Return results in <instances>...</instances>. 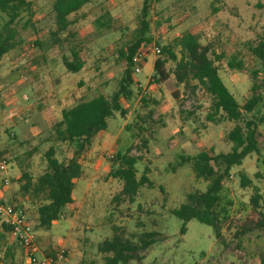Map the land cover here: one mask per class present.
Instances as JSON below:
<instances>
[{"label": "rangeland", "instance_id": "obj_1", "mask_svg": "<svg viewBox=\"0 0 264 264\" xmlns=\"http://www.w3.org/2000/svg\"><path fill=\"white\" fill-rule=\"evenodd\" d=\"M31 1L32 15L23 12L16 23L17 48L0 62V110L5 113L1 121L9 144L3 153H9L11 163L13 159L26 163L33 155L32 172L37 175L45 170V153L50 147L64 161L75 151L74 144L52 138L55 123L45 120V107L52 104L59 120L63 93L75 92L73 102L77 104L98 95L110 97L118 89L127 67L123 53L139 27L145 0H92L70 16L69 28L58 36L54 35V0ZM149 1L153 41L166 47L187 31L197 33L203 45L212 46L215 60L223 55L216 65L240 104L252 96L253 72L258 71L262 100L253 113L264 115L263 62L249 47L264 40V0ZM106 12L112 17L109 29L96 23ZM6 19L0 12V28ZM72 50H77L84 62L79 72L68 71L64 64L65 58L73 59ZM176 51L179 55V48ZM234 56L244 62L243 70L229 67ZM163 57L168 58L166 67L172 73L175 61L167 53ZM152 73L154 55L150 54L139 78L146 80ZM211 104L212 98L202 86L178 85L173 73L164 84L149 82L146 92L134 85L132 97L123 99L125 112H116L108 120L95 171L87 181L78 182L76 195L84 199L81 209H67L50 230L38 228L36 209L32 219L27 217L44 252L65 247V264H102L104 254L98 245L119 226L137 235L158 230L165 237L145 252L142 261L134 259L128 264H259L264 232L241 234L240 227L253 215L252 197L259 193L264 199V122L259 125L260 152L232 169L220 193L221 242L212 226L196 219L190 220L182 233L183 220L171 212L186 201L188 193L205 191L208 186L182 157L202 151L213 155L232 148L226 134L236 124L226 119L210 121ZM118 154L138 157L137 177L147 178L133 200L122 195L124 182L112 171L119 166L115 163L120 162ZM242 175L250 181L246 186ZM8 245V240L0 239L1 264H27L21 243Z\"/></svg>", "mask_w": 264, "mask_h": 264}, {"label": "trees", "instance_id": "obj_2", "mask_svg": "<svg viewBox=\"0 0 264 264\" xmlns=\"http://www.w3.org/2000/svg\"><path fill=\"white\" fill-rule=\"evenodd\" d=\"M90 2L92 0H54L53 13L57 27L54 35L58 36L66 31L71 24L70 16ZM259 6L263 7L262 4ZM150 8L151 2L145 0L139 27L123 53L127 67L118 89L110 97L98 95L89 100H81L74 106L64 109L62 120L55 123L52 138L57 142L74 144L73 156L67 161L61 160L56 149L50 147L45 153L47 169L43 174L33 182L29 173H23L22 180L25 183L21 187V192L29 193L33 198L41 201L38 207L37 225L39 229L50 230L54 221L64 216L66 206L74 200L73 191L76 179L83 174V167L79 161L81 154L91 145L95 136L107 130L108 120L116 112H125L123 99H130L133 95L134 58L153 41ZM0 12L8 16L0 28V58H2L19 44L16 23L23 12H29L32 15L33 2L31 0H0ZM96 23L100 28H111V14L106 12L96 20ZM249 47L252 53L263 62L264 67V40L259 44H250ZM177 48H179V55ZM162 51L176 63L172 73L178 85L183 84L190 88L192 83H196L210 94L212 98V112L208 114L210 121L218 122L226 119L236 124L226 134L227 141L232 143L230 151L213 155L202 151L193 156L182 157L183 162L192 163L196 176L207 181L208 186L205 191L196 190L188 193L186 201L171 211L183 220L182 233L187 230L186 224L196 219L212 226L218 241L221 242L223 238L222 216L217 208L220 193L229 180L232 169L242 165L249 155L259 153L261 148L259 125L264 122V115L258 116L253 113L262 100V85L258 81L259 72H253L252 96L242 105L224 83L216 65V60H221L223 55H217L215 60L212 57L214 52L212 46L203 45L197 33L185 32L175 38L174 44L162 47ZM72 54L73 59L65 58L64 64L68 71L79 72L84 62L77 50H72ZM167 61V57L156 59L152 85L164 84L170 79L172 73L166 67ZM228 65L231 69L243 70L245 68L244 62L238 61L235 56L228 61ZM174 94L178 95L176 91ZM219 114L221 117L216 118ZM117 157L120 162L115 161V163L119 166L112 171L115 177L124 182L122 195L133 200L147 178L143 177L140 180L137 177L138 157L127 154H118ZM241 178L243 186L250 182L245 175ZM251 201L254 208L253 215L241 224V234L264 232V199L258 193L252 197ZM163 240L165 237L158 230L145 231L137 235L128 233L125 228L115 226L113 236L101 241L98 250L104 254L102 264H128L134 259L142 261L145 258V252ZM1 262L0 257V264ZM259 264H264V254L261 255Z\"/></svg>", "mask_w": 264, "mask_h": 264}, {"label": "crops", "instance_id": "obj_3", "mask_svg": "<svg viewBox=\"0 0 264 264\" xmlns=\"http://www.w3.org/2000/svg\"><path fill=\"white\" fill-rule=\"evenodd\" d=\"M17 46L15 48H13L12 50L16 49ZM11 51H9V52H11ZM8 53H6L2 58H0V62L1 61L3 62L5 60ZM156 59H157V57L154 56V65H155ZM151 75H153V73ZM146 80H143V81H146ZM74 94H75V92H73L72 94L66 92V93H63L61 95V97L59 98V100H60L59 105H60V109H61V119L56 120L57 119L55 117L56 112L54 111L55 107L52 104H50V107H48V106L45 107V111H44V116L46 118L45 120L46 121L48 120L47 122H50L51 124L56 123V121L62 120L63 110L66 108H70V107L75 105L73 102ZM13 102H14V99L11 102V104ZM17 110H18V114H19L21 112V110L19 108ZM4 116H5L4 111L2 113V111L0 110V127L2 128V130H0V134H1V136L3 135L0 139V151L1 152H4V148H6L9 145L7 143L6 135L4 134V131H3L5 122L1 121V120H3ZM34 127H36V126H34ZM108 128H109V121H108ZM108 128L106 131H103V132L99 133L97 136H95L94 139L92 140L91 145H89L81 154L79 161L83 167V174L81 177L76 179V185H75V188L73 191V199L74 200L72 203H70L66 206L65 211L67 209H75V208L79 211L81 209V207L83 206L84 199L82 201L76 195L77 185H78V182H80L82 179L87 181L89 178V175H91L95 171V168H96L95 160H96V153L99 151V147H100L99 143H101L102 139L107 136ZM32 157H33V155L30 156V158H28L26 160V163H22L18 159H15V160L13 159L8 172L7 173L0 172V197H2L3 199H5L8 202H16L19 205L23 206L26 209L28 220L32 219V218H30V215L35 212V209H36V213H37L36 217L38 219V207L41 204V201H39L36 198H33L29 193L25 194V193L21 192V187L25 183V181L22 180L23 173H25V172L29 173L32 176L33 182H34L37 179V177H39L41 174H43L47 169V160H46L44 162V169L45 170H42L37 175L34 174L32 171H33V165H34L33 162L35 160L31 159ZM6 176H8L11 180L9 185H5L4 181H3ZM90 188L91 187L88 184L86 191L89 192ZM59 221L60 220L54 221L53 226L56 223H58ZM0 239H4V241L8 240V244H9L8 247L9 248H11V246H13L15 244V241L13 239H11L7 233H4L2 231H0ZM25 261H26V259H25ZM65 263L66 262H63V264H65Z\"/></svg>", "mask_w": 264, "mask_h": 264}, {"label": "built area", "instance_id": "obj_4", "mask_svg": "<svg viewBox=\"0 0 264 264\" xmlns=\"http://www.w3.org/2000/svg\"><path fill=\"white\" fill-rule=\"evenodd\" d=\"M150 54L158 58L163 57L164 53L162 47L157 42L152 41L134 58V85L144 92L147 90L148 83L154 81L153 75L149 76L146 81L139 78ZM25 98L28 99L27 96ZM10 165L11 156L9 153L0 152V172L7 173ZM3 181L5 185H9L11 182L8 176ZM0 231L7 233L14 241L21 243L27 264H63L67 258L68 251L65 247H60L56 251L46 254L39 243L36 232L28 227L25 209L18 203L8 202L2 197H0Z\"/></svg>", "mask_w": 264, "mask_h": 264}]
</instances>
